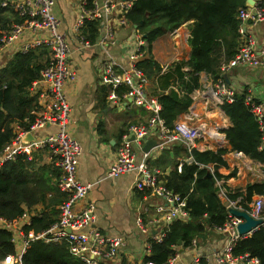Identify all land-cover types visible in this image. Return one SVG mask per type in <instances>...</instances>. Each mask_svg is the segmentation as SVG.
Listing matches in <instances>:
<instances>
[{"label":"built area","instance_id":"1","mask_svg":"<svg viewBox=\"0 0 264 264\" xmlns=\"http://www.w3.org/2000/svg\"><path fill=\"white\" fill-rule=\"evenodd\" d=\"M132 0H77V12L71 26L76 41L75 49H87L99 46L104 49L106 59L100 68L99 83L107 87V97L118 103L128 98L126 106H142L151 111L146 123L129 124L121 134L116 145L115 155L105 171L103 178H115L127 172H136L135 188L142 191L143 198L151 200L155 215L148 216V208L140 211L135 223L141 232L146 234L144 249L146 255L150 253L151 242H161L168 225L175 220H185L189 215L187 194L182 195L165 184V178L156 167H151L148 157L155 151H161L171 143H183L187 148V157L182 158L175 165L177 172L181 171L184 161L191 156V151L197 145L199 128L186 122H178L173 127H167L160 117L161 104L156 95L149 93V78L139 66L138 62L145 56L146 45L143 35L136 25H130L124 12L131 6ZM55 0H0L2 7H7L21 18L20 22L12 24L4 30L0 37V67L3 63L2 52L17 37L25 32L46 34L29 41L25 50L31 44H45L48 56L40 70L39 77L30 84L31 88L44 85L43 94L49 97L47 109L41 111L34 122L24 128L18 123L13 124L14 135L0 150V166L7 160L14 159L19 153L29 158L35 149L47 148L51 158L60 168L58 185L65 193V198L59 204L58 217L44 230L34 233L25 227L31 222L32 213L29 208L23 207L22 212L14 219L0 216V229L10 231V242L14 251L4 255L0 264H23L22 256L29 244L42 239L45 242L65 243L71 255L78 258L82 264H112L119 248L124 244L121 235H109L94 225L97 206L88 198L95 183L82 182L78 179L76 170L82 147L79 141L71 134L69 128L70 104L65 93V85L76 80L77 72L72 67L70 55L74 48L68 37L59 30L60 19L54 13ZM119 8V11L116 10ZM238 33L241 36L235 54L221 70H227L234 65L259 67L264 69V45L257 49L254 36L247 32L246 26L256 25L264 21V3L253 1L238 9ZM88 20L100 21L99 33L94 41L88 39L84 26ZM129 27L130 36L135 46L127 55L125 62L109 54L108 47L115 43L114 31L118 27ZM129 40V39H128ZM24 49V47H23ZM207 97L216 105L235 101V90L220 76L204 89ZM243 103L253 115L261 134L259 149H264V102L252 96L248 89L243 96ZM45 124H52L57 129L42 138L35 137L31 141L23 140L27 132L34 128H41ZM157 129V142L148 151H142L137 158L136 148L141 149L150 133ZM231 190L221 188L219 195L224 199L225 208L234 207L246 210L251 216L261 218L262 222L249 232L239 234L237 224L240 217L228 213L227 219L219 226L212 228L225 233V243L222 248L213 253L216 264H259V259L245 252L234 254L233 248L239 239L250 235L259 227L264 226V197H257L249 208L243 207L244 195L238 194L235 198L229 195ZM196 238L190 244H195ZM178 252L162 264H175ZM155 264V263H153ZM190 264H200V257L193 258Z\"/></svg>","mask_w":264,"mask_h":264},{"label":"trees","instance_id":"2","mask_svg":"<svg viewBox=\"0 0 264 264\" xmlns=\"http://www.w3.org/2000/svg\"><path fill=\"white\" fill-rule=\"evenodd\" d=\"M92 0H88L91 5ZM246 0H132L124 15L130 25H136L145 35L146 58L138 64L149 79H156L159 87L154 90L161 104L160 117L167 127L174 126L177 116L186 111L191 103L190 93L199 87V72L209 73L213 80L221 76V64L226 63L236 52L238 40V9L245 6ZM192 21L188 43L191 47L187 60H178L165 71L151 57L152 41L178 28L186 21ZM20 22L13 10L0 5V37L11 22ZM100 21L88 20L84 26L85 36L94 41L99 34ZM41 50H28L16 53L0 70V150L14 135L12 123L28 128L33 122L36 97L29 94L28 88L39 77L43 67ZM43 60V59H42ZM187 67L188 70L183 68ZM173 85L180 88L174 90ZM244 93L235 94V101L222 104L221 108L230 118L232 125L224 130L225 136L234 151L264 162V149L258 146L261 134L253 115L243 103ZM25 118H27L25 120ZM225 149L191 151L193 161H184L181 171L174 168L165 178V184L174 191L188 193L187 207L189 219L175 220L169 223L161 242H151L150 253L145 256L144 264L151 261L162 264L178 252V246L190 245L207 226H219L227 219L226 208L219 201L214 187L213 175L206 176L207 165L215 167L225 164L222 154ZM186 155V154H185ZM216 177L220 174L216 173ZM231 174H234L232 172ZM57 171L44 166L35 167L34 158L26 154H17L0 166V216L14 219L23 210L36 203L45 207L59 204L54 196H60ZM55 178V179H54ZM57 181V182H56ZM243 207L249 208L254 193L264 194V183H250L245 187ZM240 193L229 196L235 198ZM52 196V197H51ZM51 197V198H50ZM207 218H203V215ZM205 216V217H206ZM54 220V210L41 211L31 216V222L25 227L34 233L47 228ZM10 231L0 229V260L14 251L10 242ZM179 241V243H178ZM249 253L264 264V226L250 235L236 241L233 253ZM23 264H82L70 254L65 243L45 242L42 239L32 241L22 256Z\"/></svg>","mask_w":264,"mask_h":264},{"label":"crops","instance_id":"3","mask_svg":"<svg viewBox=\"0 0 264 264\" xmlns=\"http://www.w3.org/2000/svg\"><path fill=\"white\" fill-rule=\"evenodd\" d=\"M253 1L264 3V0ZM53 10L60 19L59 30L68 37L74 48L70 55V62L72 67L76 69L77 77L76 80L66 83L65 93L71 107L69 116L70 132L82 147L76 174L82 182L100 180L94 184L88 194V198L92 199L97 206L94 225L104 233L124 237V244L119 248L117 257L112 264H144L146 234L137 227L135 218L146 207L149 209L148 216L155 215L154 207L150 204L152 198H143L142 191L135 188L134 184L137 176L135 171L123 173L115 178L103 177L114 158L116 145L119 143L121 134L129 124L146 123L151 116V111L142 106H126L128 98L122 99L119 103L118 101L114 103L108 99L107 87L99 83L100 68L106 59L104 49L97 45L87 49H75L77 43L73 37L71 26L77 12V0H55ZM118 11L119 8L116 12ZM14 23L17 22H11L10 26ZM191 26L192 21H186L178 28L166 32L152 41L151 57L161 67L160 73L167 70L172 63L188 59L191 50L188 43ZM246 30L254 36L256 47L260 49L264 45V21L256 25L246 26ZM99 33H103L101 28H99ZM44 34L46 33L25 32L17 37L2 52L4 57L0 70L6 66L16 53L32 49L46 50L41 57L44 65L48 56L47 45L31 44L25 50L26 43ZM114 39L115 43L108 47L109 54L125 62L128 53L135 46V41L130 36V30L127 27H118L114 31ZM237 41L239 45L241 41L240 34ZM146 56L145 50L143 58H146ZM183 69L188 70L187 67ZM198 75L199 87L190 93L191 103L186 111L177 116L174 125L178 122H186L199 128L200 132L195 147L199 151L225 149L222 154L225 164H220L217 167L213 163L207 165V171L214 178L215 193L221 204L225 205L224 199L219 195V189L225 188L231 190L232 193L241 194V191L244 192L245 187L250 183H264V162L257 161L242 152L231 149L224 130L230 127L232 122L221 106L213 103L204 91L205 87L214 80L209 73L204 71L199 72ZM221 76L234 87L236 93L245 94L249 89L254 98L264 102V69L234 65L227 70H221ZM157 83L154 78L149 79L148 83L149 93L156 96L158 95L154 93V90H158L160 87ZM171 87L174 90L179 89V93L181 92L176 85ZM44 90L45 86L42 84L34 88L30 86L28 88L29 94L36 97V108L31 111L33 122L41 111L47 109L49 104V97L43 94L45 93ZM56 129L55 125L45 124L41 128H34L31 132H27L24 138L25 141H31L33 137L35 139L42 138ZM29 135L30 139L26 138ZM152 138L157 140V129H154L146 140ZM136 151L137 158L140 159L142 148H136ZM31 156L34 158L35 167L44 166L59 173L60 168L51 158L47 148L34 149ZM186 157L187 148L183 143H171L161 151L153 152L148 157V163L151 167H156L164 173L162 176L166 178L174 168L175 162L177 164L178 161ZM215 172L220 176L216 177ZM232 172L234 174H231ZM58 189L60 196H54V198L59 201L65 198V193L61 191L59 185ZM191 191L192 186L188 193ZM257 197H264V194L254 193L252 201ZM58 206L59 202L47 207L39 202L28 208L32 215L53 209L54 219H57ZM226 212L228 217L227 209ZM205 216L204 214L203 218H207ZM187 218L189 219V215ZM204 227V232L196 237L195 244L178 246V259L175 264H190L196 256L200 257V264H216L213 253L222 248L226 236L225 233L213 229L212 226L205 224ZM146 264H153V262L147 261Z\"/></svg>","mask_w":264,"mask_h":264},{"label":"water","instance_id":"4","mask_svg":"<svg viewBox=\"0 0 264 264\" xmlns=\"http://www.w3.org/2000/svg\"><path fill=\"white\" fill-rule=\"evenodd\" d=\"M245 3L248 5H251L253 3V0H246ZM26 138L30 139V135L26 136ZM23 140H25V138ZM156 142H157L156 139H153V138L146 140L144 145L142 146V151H148L151 147H153L156 144ZM192 161H193L192 157L186 159V162L188 163H191ZM206 176L210 177L211 173L207 171ZM227 211L228 213L234 216L240 217L242 219V221L239 222L236 227L239 234H244V233L249 232L253 227H255L256 225L262 222L261 218H255L251 216L246 210H243V209L228 207Z\"/></svg>","mask_w":264,"mask_h":264},{"label":"rangeland","instance_id":"5","mask_svg":"<svg viewBox=\"0 0 264 264\" xmlns=\"http://www.w3.org/2000/svg\"><path fill=\"white\" fill-rule=\"evenodd\" d=\"M128 29H129V27L128 26H126ZM230 86H232L231 84H229ZM233 87V86H232ZM234 88V87H233Z\"/></svg>","mask_w":264,"mask_h":264}]
</instances>
